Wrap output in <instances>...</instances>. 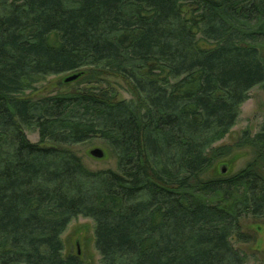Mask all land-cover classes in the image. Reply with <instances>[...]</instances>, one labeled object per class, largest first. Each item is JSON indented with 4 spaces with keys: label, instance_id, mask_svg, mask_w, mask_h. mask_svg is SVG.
Returning a JSON list of instances; mask_svg holds the SVG:
<instances>
[{
    "label": "trees",
    "instance_id": "obj_1",
    "mask_svg": "<svg viewBox=\"0 0 264 264\" xmlns=\"http://www.w3.org/2000/svg\"><path fill=\"white\" fill-rule=\"evenodd\" d=\"M77 72L82 87L27 94ZM263 83L264 0H0V264H84L62 240L78 216L101 264H246L233 240L264 220V124L216 143ZM93 138L116 168L70 147Z\"/></svg>",
    "mask_w": 264,
    "mask_h": 264
},
{
    "label": "rangeland",
    "instance_id": "obj_2",
    "mask_svg": "<svg viewBox=\"0 0 264 264\" xmlns=\"http://www.w3.org/2000/svg\"><path fill=\"white\" fill-rule=\"evenodd\" d=\"M85 71V69H83ZM73 73H64L51 75L37 84V90L27 92L34 97L47 96L58 92H67L78 85L81 77L74 81L66 82L65 79ZM110 84L115 87L120 98L130 99L131 95L128 86L122 78L109 77ZM264 124V83L255 86L250 91V97L242 104L239 118L236 124L222 140L216 143L219 145L234 144L239 140L244 131H249L252 135L257 133ZM28 137L34 142L39 141V134L33 129L27 130ZM72 150L78 153L84 163L91 169L116 168L117 161L108 144L100 139L93 138L87 142L74 144L70 146ZM95 148H101L105 156L95 157L91 151ZM248 148L237 149L230 156L219 161L213 173L226 174L242 168L250 157ZM242 229L248 232L253 240L249 242H240L234 239V245L241 249L247 255L246 264H264V220L252 216H246L241 220ZM64 243V253H78L83 258L84 264H101V256L95 245V223L93 219L84 216H78L68 225L62 235Z\"/></svg>",
    "mask_w": 264,
    "mask_h": 264
},
{
    "label": "water",
    "instance_id": "obj_3",
    "mask_svg": "<svg viewBox=\"0 0 264 264\" xmlns=\"http://www.w3.org/2000/svg\"><path fill=\"white\" fill-rule=\"evenodd\" d=\"M81 73H73L72 75L68 76L65 81L70 82L76 80L78 77H80ZM91 154L95 157L102 158L105 156L104 151L101 148H95L91 151ZM80 253V250H78V254Z\"/></svg>",
    "mask_w": 264,
    "mask_h": 264
}]
</instances>
